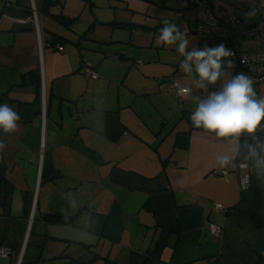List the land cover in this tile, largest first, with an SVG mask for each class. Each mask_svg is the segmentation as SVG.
Masks as SVG:
<instances>
[{
  "label": "crops",
  "instance_id": "crops-1",
  "mask_svg": "<svg viewBox=\"0 0 264 264\" xmlns=\"http://www.w3.org/2000/svg\"><path fill=\"white\" fill-rule=\"evenodd\" d=\"M34 3L40 45L31 0H0V103L21 117L16 132L0 131V246L13 251L0 264L21 251V264H254L264 248V180L248 161L241 193L248 170L219 168L216 156L231 146L192 127L195 105L169 83L194 85L175 46L156 37L168 19L190 31V47L230 42L197 36L179 0H58L47 12ZM210 4L219 18L259 21L238 0ZM239 45L259 49L245 35ZM84 61L97 80L84 76ZM231 71L250 77L237 64ZM254 87L264 96V84ZM62 213L70 222L47 218Z\"/></svg>",
  "mask_w": 264,
  "mask_h": 264
},
{
  "label": "clouds",
  "instance_id": "clouds-1",
  "mask_svg": "<svg viewBox=\"0 0 264 264\" xmlns=\"http://www.w3.org/2000/svg\"><path fill=\"white\" fill-rule=\"evenodd\" d=\"M253 9L248 15H254ZM156 41L165 47L175 46L182 57L179 68L190 77L194 90L188 94L194 109L189 119L192 127L202 129L216 140H222L231 147L215 158L219 168L236 169L240 164L251 161L259 179L264 180V140L254 145H241L243 135L253 136L264 130V96H258L253 80L243 72L232 73L235 63L229 59L234 53L223 43L202 48L190 47L188 34L181 31L175 22L161 20ZM222 81L217 91L209 86ZM177 87H179L177 85ZM183 93V89H180ZM204 93L199 95L196 93ZM21 117L7 102L0 103V131L5 135L19 128ZM7 145L0 140V153ZM247 149L243 151L242 148Z\"/></svg>",
  "mask_w": 264,
  "mask_h": 264
},
{
  "label": "built area",
  "instance_id": "built-area-1",
  "mask_svg": "<svg viewBox=\"0 0 264 264\" xmlns=\"http://www.w3.org/2000/svg\"><path fill=\"white\" fill-rule=\"evenodd\" d=\"M240 6L251 12L255 9V14L259 16V21L253 25H245L240 19L233 15H228L223 18L217 17L211 8L210 0H179V5L182 10L188 11L192 14L195 27L194 33L202 39H224L230 42V49L234 55L229 59H232L235 64L244 68L255 85L264 84V0H238ZM30 21L34 25V30L38 37L40 45V27L38 24V10L31 0L30 6ZM183 32L190 33L188 29H184ZM245 35L255 40L259 44L257 51L247 52L239 45V36ZM55 50L61 52L63 49L59 44L54 46ZM81 70L84 76L90 80H97L98 74L95 72L92 64L88 61H84L81 65ZM177 85L179 87H177ZM169 89L174 93L178 100H182L187 97L189 88L183 87L176 81L169 83ZM180 89H183L181 93ZM41 93V115L44 118L45 115V88L42 83L40 87ZM254 135L264 137V130L258 131ZM240 170H248L247 174L239 175V189L241 193L246 192L251 183V170L248 165L240 164L237 167ZM221 176L226 178L227 171H221ZM214 208L221 213H226L227 210L219 204H215ZM209 229L212 235L218 237L222 234V228L209 225ZM13 254V251L7 246H0V261H8ZM22 251L18 254L14 264H21Z\"/></svg>",
  "mask_w": 264,
  "mask_h": 264
},
{
  "label": "water",
  "instance_id": "water-1",
  "mask_svg": "<svg viewBox=\"0 0 264 264\" xmlns=\"http://www.w3.org/2000/svg\"><path fill=\"white\" fill-rule=\"evenodd\" d=\"M42 2V8L43 11L47 12L49 11L51 8L56 7L58 5V0H41ZM262 137H259L257 135L253 136H245L243 139V143L242 146H246V145H254L257 141H261ZM243 151H247L246 147L242 148Z\"/></svg>",
  "mask_w": 264,
  "mask_h": 264
},
{
  "label": "trees",
  "instance_id": "trees-1",
  "mask_svg": "<svg viewBox=\"0 0 264 264\" xmlns=\"http://www.w3.org/2000/svg\"><path fill=\"white\" fill-rule=\"evenodd\" d=\"M64 23V22H62ZM47 218L53 222L67 223L70 222V218L65 214L49 215ZM254 264H264V248L258 254L257 259Z\"/></svg>",
  "mask_w": 264,
  "mask_h": 264
},
{
  "label": "bare ground",
  "instance_id": "bare-ground-1",
  "mask_svg": "<svg viewBox=\"0 0 264 264\" xmlns=\"http://www.w3.org/2000/svg\"><path fill=\"white\" fill-rule=\"evenodd\" d=\"M237 171V170H236ZM241 171V170H240Z\"/></svg>",
  "mask_w": 264,
  "mask_h": 264
}]
</instances>
